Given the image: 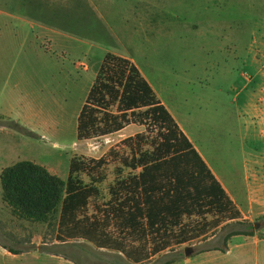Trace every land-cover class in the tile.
<instances>
[{"label":"rangeland","instance_id":"1","mask_svg":"<svg viewBox=\"0 0 264 264\" xmlns=\"http://www.w3.org/2000/svg\"><path fill=\"white\" fill-rule=\"evenodd\" d=\"M95 1L130 60L231 192L241 214L235 220L229 219L231 210L203 221L186 217L182 228L187 238L206 223L209 229L217 221L221 224L183 244L180 231L146 238L127 230L110 202V186L132 151V142L125 140L149 131L133 123L112 135L78 141V116L102 54L30 34L27 46L19 45L17 63L8 61V71L30 74L24 90L11 93L10 87L4 88L7 79L0 78V176L17 162L32 161L67 180L72 159L86 157L106 160L99 173L107 180L79 215L85 229L94 228V233L73 238L61 227L59 214L48 223L15 215L3 202L0 180V264H264V153L250 152L263 145L245 138L235 103V97L241 100L245 94L238 95L237 85L245 83L252 90L254 54L256 61L264 60V48L255 45L264 32V0ZM9 25L5 32L14 37L15 29L18 38H25L22 29ZM7 82L11 86L17 80ZM235 231H251L253 236H229ZM168 241L170 247L155 255L156 245ZM187 248L193 249L189 257Z\"/></svg>","mask_w":264,"mask_h":264},{"label":"trees","instance_id":"2","mask_svg":"<svg viewBox=\"0 0 264 264\" xmlns=\"http://www.w3.org/2000/svg\"><path fill=\"white\" fill-rule=\"evenodd\" d=\"M133 123L145 127L149 134L125 140L132 142V151L110 186V202L115 203L114 210L127 230L143 233L146 238L154 233L180 231L179 244H183L221 224L217 221L209 229L206 223L187 238L182 228L186 217L203 221L208 215L222 216L230 210V220L240 216L233 200L136 64L107 53L78 116L77 140L112 135ZM106 165L104 158H73L68 179L63 180L35 162H17L1 173L3 202L15 215L33 222L48 223L59 214L61 227L72 238L77 233H94V228L85 229L79 215L100 192V182L107 180V175L99 173ZM236 235L253 236V232L229 234ZM156 246L155 255L170 247L169 241ZM4 248L19 254L13 248Z\"/></svg>","mask_w":264,"mask_h":264},{"label":"crops","instance_id":"3","mask_svg":"<svg viewBox=\"0 0 264 264\" xmlns=\"http://www.w3.org/2000/svg\"><path fill=\"white\" fill-rule=\"evenodd\" d=\"M9 23H13L16 29H22L21 33L25 34V38H18L15 29L14 37L5 32L10 28ZM39 33L61 42L86 47L90 53L100 52L101 63L107 53L130 59L126 47L95 0H0V78L7 81L12 78L17 80L11 86L6 81L4 88L10 87L11 93H21L24 90L21 86L28 84L30 74L21 69L16 73L8 71L10 67L8 61L13 59L16 64L21 55L20 43L24 47L27 46V36L34 34L38 38ZM259 38V42L255 45L257 48H264V32L259 34ZM50 41L52 42L51 39ZM254 53L255 49L251 54ZM255 59L254 54L250 62V67H253L255 71L252 90L248 92L250 86L245 83L242 86L237 85L240 88L238 95L245 94L241 100L240 97H235V103L239 104L241 120L245 127L243 130L245 138H253V141L263 145L260 151L251 150L250 152L262 155L264 153V60L256 61ZM13 67L14 65L12 69ZM232 90H236V87ZM251 154L253 153L248 155ZM225 191L232 199L231 192L226 188ZM234 204L239 205L235 202Z\"/></svg>","mask_w":264,"mask_h":264},{"label":"water","instance_id":"4","mask_svg":"<svg viewBox=\"0 0 264 264\" xmlns=\"http://www.w3.org/2000/svg\"><path fill=\"white\" fill-rule=\"evenodd\" d=\"M255 226H256V228L259 227L258 224H256ZM192 253H193V249H192V248H187V249L185 250V254H186L187 257H189Z\"/></svg>","mask_w":264,"mask_h":264}]
</instances>
